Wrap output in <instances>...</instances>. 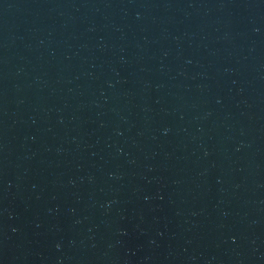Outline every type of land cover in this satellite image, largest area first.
I'll return each instance as SVG.
<instances>
[{
  "label": "water",
  "instance_id": "water-1",
  "mask_svg": "<svg viewBox=\"0 0 264 264\" xmlns=\"http://www.w3.org/2000/svg\"><path fill=\"white\" fill-rule=\"evenodd\" d=\"M0 264H264V0H0Z\"/></svg>",
  "mask_w": 264,
  "mask_h": 264
}]
</instances>
